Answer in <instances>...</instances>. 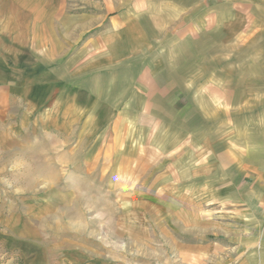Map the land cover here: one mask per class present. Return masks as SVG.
I'll list each match as a JSON object with an SVG mask.
<instances>
[{
  "label": "crops",
  "instance_id": "obj_1",
  "mask_svg": "<svg viewBox=\"0 0 264 264\" xmlns=\"http://www.w3.org/2000/svg\"><path fill=\"white\" fill-rule=\"evenodd\" d=\"M35 141L171 264H264V0H0V152Z\"/></svg>",
  "mask_w": 264,
  "mask_h": 264
},
{
  "label": "rangeland",
  "instance_id": "obj_2",
  "mask_svg": "<svg viewBox=\"0 0 264 264\" xmlns=\"http://www.w3.org/2000/svg\"><path fill=\"white\" fill-rule=\"evenodd\" d=\"M47 146L0 152V264L175 263L173 252L137 241L121 219L126 191L107 187L111 174L83 170L95 160L83 147L60 157L56 141Z\"/></svg>",
  "mask_w": 264,
  "mask_h": 264
}]
</instances>
